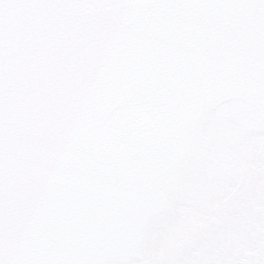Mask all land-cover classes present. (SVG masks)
I'll use <instances>...</instances> for the list:
<instances>
[{
    "label": "water",
    "instance_id": "obj_1",
    "mask_svg": "<svg viewBox=\"0 0 264 264\" xmlns=\"http://www.w3.org/2000/svg\"><path fill=\"white\" fill-rule=\"evenodd\" d=\"M0 264H264V0H0Z\"/></svg>",
    "mask_w": 264,
    "mask_h": 264
}]
</instances>
